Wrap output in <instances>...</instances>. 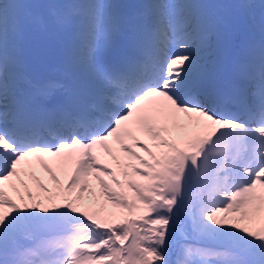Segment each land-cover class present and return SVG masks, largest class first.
Masks as SVG:
<instances>
[{
    "label": "snow or ice",
    "instance_id": "obj_1",
    "mask_svg": "<svg viewBox=\"0 0 264 264\" xmlns=\"http://www.w3.org/2000/svg\"><path fill=\"white\" fill-rule=\"evenodd\" d=\"M214 7L260 9L226 76ZM0 264H264V0H0Z\"/></svg>",
    "mask_w": 264,
    "mask_h": 264
},
{
    "label": "rangeland",
    "instance_id": "obj_2",
    "mask_svg": "<svg viewBox=\"0 0 264 264\" xmlns=\"http://www.w3.org/2000/svg\"><path fill=\"white\" fill-rule=\"evenodd\" d=\"M33 4H35L33 1H31ZM258 2L260 3L261 2V0H258ZM48 36H45V37H43L42 39L43 40H46V38H47ZM28 43H29V47H27L25 50L26 51H28V52H30L31 54L32 53H34V52H36V50H35V40H34V38H29L28 40H26ZM59 174V173H58ZM37 175H39V176H41L44 180H45V182H48L47 181V178H46V174H44L42 171H41V173H37Z\"/></svg>",
    "mask_w": 264,
    "mask_h": 264
}]
</instances>
